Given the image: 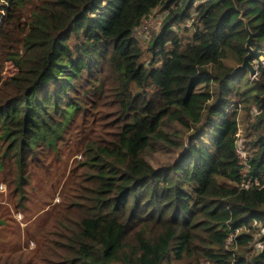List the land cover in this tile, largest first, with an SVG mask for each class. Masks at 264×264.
I'll return each instance as SVG.
<instances>
[{
    "label": "trees",
    "instance_id": "obj_1",
    "mask_svg": "<svg viewBox=\"0 0 264 264\" xmlns=\"http://www.w3.org/2000/svg\"><path fill=\"white\" fill-rule=\"evenodd\" d=\"M261 57L264 0H0V264H264Z\"/></svg>",
    "mask_w": 264,
    "mask_h": 264
},
{
    "label": "rangeland",
    "instance_id": "obj_2",
    "mask_svg": "<svg viewBox=\"0 0 264 264\" xmlns=\"http://www.w3.org/2000/svg\"><path fill=\"white\" fill-rule=\"evenodd\" d=\"M157 10H155L152 14V18L148 19L147 21H149L151 23V26L153 27V25H158L156 24V21H158V17L159 14H157ZM260 60L264 61V57H261ZM253 66L257 67V61H253L252 62ZM3 71H2V77H9L14 73L13 68L10 66V64L5 63L3 65ZM241 115V111L238 112V116ZM240 130L238 131V133L236 134V137L239 136L240 131H242V127L240 126L239 128ZM175 157V153L171 152H164V153H157V154H153L151 156L148 157L149 162L151 163V165H153L154 167H158L161 166L163 163H168L174 160ZM5 193H7L6 191V186L5 184L0 182V200H2L0 202V219L6 218V219H16V224L12 221L11 222V229L8 232V235H2V239H5L3 242H0V247H3L2 244L7 242V246L9 248H11L14 251H25L28 252L31 249L34 248L35 246V242L33 241L32 237H28L31 233H39V230L36 228V226L34 227V221H43V217L40 216L41 214L38 215H33L32 216V220L30 222L26 223V219L28 217H25L23 215H21V213H17L15 211V209L12 206H9L10 201H8L7 196L2 197V195H4ZM2 197V198H1ZM58 200L55 199L54 202H57ZM9 203V204H8ZM8 208V212L4 209V208ZM5 215H8V217H4ZM43 223V222H42ZM19 224V225H18ZM9 225L8 223H5V226ZM4 225H0V229H3L5 227ZM258 233L255 234V240H254V250H253V245L250 246V252H248V257H250L251 255H253L255 253V251H258V249L261 248L259 241V236H261L264 231L263 228L261 226H258ZM12 254H14V252H12Z\"/></svg>",
    "mask_w": 264,
    "mask_h": 264
},
{
    "label": "water",
    "instance_id": "obj_3",
    "mask_svg": "<svg viewBox=\"0 0 264 264\" xmlns=\"http://www.w3.org/2000/svg\"><path fill=\"white\" fill-rule=\"evenodd\" d=\"M245 27L248 33V37L245 43L246 55L243 57L242 63L236 67L235 71H247L249 74V77H252L256 72L255 67L253 66L251 62L252 57L254 55L253 49L251 48L252 35L249 32L247 25Z\"/></svg>",
    "mask_w": 264,
    "mask_h": 264
},
{
    "label": "built area",
    "instance_id": "obj_4",
    "mask_svg": "<svg viewBox=\"0 0 264 264\" xmlns=\"http://www.w3.org/2000/svg\"><path fill=\"white\" fill-rule=\"evenodd\" d=\"M147 24L149 25V23H147ZM256 69H257V67H256ZM256 76H257V71L255 72V74L252 77H250V80L254 81L256 79ZM236 154H237V156L239 158V161H240V164H241V166L243 168L242 171L243 172H247V170L249 168V164H248V160L246 158L245 153H243L240 150L236 149Z\"/></svg>",
    "mask_w": 264,
    "mask_h": 264
}]
</instances>
